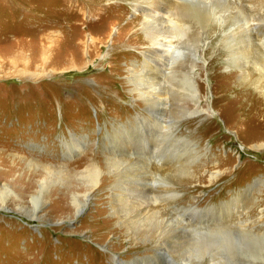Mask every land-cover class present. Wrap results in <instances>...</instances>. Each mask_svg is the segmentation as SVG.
Wrapping results in <instances>:
<instances>
[{
	"label": "rangeland",
	"instance_id": "rangeland-1",
	"mask_svg": "<svg viewBox=\"0 0 264 264\" xmlns=\"http://www.w3.org/2000/svg\"><path fill=\"white\" fill-rule=\"evenodd\" d=\"M83 1L77 0L73 7L71 0H0V54L4 55V61H0V190L5 184L11 185L17 195L9 197L7 204L17 210L19 204L30 206V199L39 188L38 183L48 180L40 212L43 219H31L27 212L0 208V264H118L116 261L120 257L131 260L151 251L148 247L142 249L141 245L132 246L118 230L121 224L113 213L112 194L117 189L115 184H119L121 169L109 170L106 160V151L118 148L115 138L108 137L107 131L113 135L117 129L126 127L135 131L131 125H142L137 116L140 112L146 113V107L158 116L160 113L156 98L145 102L143 97L131 91L127 82V68L131 61L137 56L143 60V55L136 50L144 44L130 42H138L144 35L136 32L138 28H133L125 38L131 41L122 42L117 49L111 42L105 45L99 42L88 50L93 61L90 62L92 58L87 53L81 62V66L90 62L86 68L64 72V65L57 66L55 60L61 59L62 62L60 53L66 47L63 42H70L72 38L67 13L78 14L75 32L80 33L81 38L90 34V30L103 33L107 28L104 22L93 24V29L85 26V19L90 17L83 12L89 9ZM131 1L105 0L103 3L128 7L120 20V24H125L140 14L133 10ZM263 29L262 25L257 26V34ZM62 30L64 33L59 37ZM116 32L115 27L113 34ZM218 39L219 36L215 45L209 43L205 46L207 52L205 56L202 52L198 58L200 64L194 69L197 86H200L198 99L194 102L186 90L172 88L168 82L169 90L162 96L167 97L165 123L169 125V120L176 122L173 126L176 133L164 135L166 143L173 142L179 135L196 145L194 153L186 144L185 148L182 146L169 156L177 164L183 163L188 175L167 179L173 184L171 189L178 191V195L173 192L175 194L170 196L174 200L177 198L178 206L200 207L199 214L188 216L189 219L186 216V222H191L193 227H217L227 223L241 226L239 222L247 217L258 220L260 208H264V146L254 147L252 144L264 141V134L258 133L264 132V115L258 111L262 105L264 107V102L256 101L251 89L245 92V105L247 108L256 106L254 111L243 117L234 105H230L238 98L239 89L248 86H243L245 83L239 79V72L235 75L232 68L224 65L226 50ZM21 40L23 42L19 44ZM71 42L76 44L75 39ZM40 43L41 47H47L49 61L42 57L26 61L27 52H39ZM4 47L8 48L6 53ZM113 52L117 53L115 59L111 58ZM18 57L20 61L15 62ZM185 57L186 61L179 68H191L190 53ZM23 68L37 72V75H31V71L20 75ZM51 69L58 71L53 73ZM248 119L258 121L262 126L254 122L252 129H246L251 124ZM143 121L148 124L147 120ZM154 122L158 123L157 120ZM147 124L142 126L148 130L150 124ZM154 140H148L149 144L153 146ZM142 146L141 152L149 153L151 146ZM133 151L135 154L136 149ZM160 157V163L152 168L153 178L169 162L162 155ZM153 159L149 161L154 162ZM95 165L104 169L102 177L109 179L102 190L92 192L90 206L78 218L73 212L72 195L75 193L82 199L87 190V184L78 176L83 169ZM220 169L222 171L211 178L210 174ZM162 184L166 186L167 182ZM234 195H245L251 204L260 201L259 206H252L249 213H244L248 216L215 219L217 210L210 208ZM171 209L177 211L174 207ZM202 215L206 216V221L200 224L198 218ZM245 229L261 232L264 224L248 225ZM195 260L199 259L193 257L190 264ZM169 262L165 259L163 264H171Z\"/></svg>",
	"mask_w": 264,
	"mask_h": 264
},
{
	"label": "bare ground",
	"instance_id": "bare-ground-1",
	"mask_svg": "<svg viewBox=\"0 0 264 264\" xmlns=\"http://www.w3.org/2000/svg\"><path fill=\"white\" fill-rule=\"evenodd\" d=\"M76 1L71 0V5L76 4ZM103 1L105 0L83 1L89 6V9L83 12L90 17V19H85V26L91 29L93 24L104 22L107 28L103 33H95L94 30H90V34L81 38L82 35L75 32V24L79 20L75 18H78V14L67 13L66 19L70 18L69 21L72 26L70 28L73 34L70 35L72 37L70 42H67L69 41L67 38H65L67 41L63 42L66 47L60 53L64 57H62V62L61 59L60 61L57 59L55 64L57 66L64 65L62 68L64 72L84 69L94 59L89 52L90 48H95L99 42L102 45L111 42L117 49L122 42L129 43L131 40L129 42L125 40L126 36L133 28H138L136 32L142 33L143 39L130 43L144 44L141 48H136V51L143 55V60L137 56L136 60L131 61L129 68H127V82L131 85V91L136 96L143 97L145 102L149 103L150 99L156 98L159 107L158 112H160L158 116L157 113L146 107L144 110L147 114L139 113L137 121L141 118L140 123L145 126L147 123H144L143 120H147L146 122L150 124L148 130L142 125L135 126L131 123L133 124L131 126L136 128L135 131L132 127L117 129L116 135L107 131V136L115 138L118 143L116 150L113 151L112 148H109L106 151L108 168L111 171L121 169L118 178L119 184H115L118 192L115 189L112 194L115 201H112L113 213L115 219L121 224V228L118 230L123 236H126L132 246L141 245L142 249L148 247L151 250L150 254L136 255L131 260L120 257L119 261L116 262L118 264H163L167 259L171 264H190L189 260L194 257L199 260L191 261V264H264V231H255V233L245 229L248 225L257 227L264 224V208H260L261 214L259 213L258 220L252 221L251 218L247 217V219L239 222L241 226L234 223H224L225 225L217 227L199 226L198 224L199 227H193L190 226L191 222L190 224L188 221L186 222V216L188 218V216L199 214L201 212L199 211L200 207L193 205L178 206L177 198L174 200V197H170L175 194L173 192L178 195V191L171 189L173 184L167 179L170 176L181 177L188 175V173L183 163L177 164L169 156L178 148L182 146L185 148L186 144L194 153L196 152V145L179 135L175 136L173 142L166 143L164 135H169L170 132L171 134L176 133L173 131L176 122L167 120L169 125L165 123L166 120L163 117L166 111L167 102L165 100L167 97H162L166 90H169L168 83H170L172 88L179 87L186 90L187 95L194 102L198 99L200 86H197L194 69L198 68L200 64L198 58L202 52L204 56L207 52L204 49L205 46L209 43L215 45L216 38L219 36L220 46L226 50L225 53L222 52L226 57L223 61L224 65L232 68V73L235 75L239 72V79L245 83L243 86H248L239 89L238 98L232 100L230 105H234L239 111V115L243 117L254 111L256 106L247 108L245 105V92L251 89L255 95V100L259 101L260 99L264 102V29L260 30V34H257V26L262 25L264 27V0H132L130 5L135 12L140 14L138 18L125 24H120V20L128 7L115 3L106 5ZM66 6L69 7L67 3ZM73 19L76 20L74 23ZM115 27L116 35L113 34ZM62 33H64L63 30L58 36H62ZM74 39L76 44L71 42ZM136 40H138V36ZM22 42L23 40L19 41V44ZM202 43L203 47H201ZM71 44L73 45L71 46ZM39 46V52L36 50L32 52L33 54L27 52L25 59L28 60L26 61L32 58L41 59V57L45 61H49L47 47H41L42 43ZM33 47L35 48V45ZM4 49H7L3 50L6 53L8 48L4 47ZM77 50L79 51L77 52ZM21 52L23 50L19 52V57ZM87 53L92 59L90 62H85V66H81V62ZM188 53L192 57L189 59L191 68H179V65L186 61L184 59ZM99 54L97 57H100ZM112 55L111 58H117L116 52H113ZM19 57L15 58V62L20 61ZM0 61H4L3 54H0ZM1 65L0 62V67ZM24 71L30 72L31 70L23 68L20 70V75ZM50 71L56 73L58 69H51ZM32 72L31 75H37V72ZM172 78L174 81H171ZM179 88L176 90L179 91ZM218 98L220 97L218 96ZM258 109L264 115L262 112L264 110L263 105L261 109ZM155 120L158 123H155ZM248 120L251 124L246 126V129L251 128L254 122L262 126L258 121ZM258 133L264 134L262 131ZM150 139H155L153 146L149 144L148 140ZM133 140L139 143L134 144ZM142 144L146 147L151 146L149 153L141 152ZM252 144L254 147H261L264 146V141L253 142ZM135 149L134 154L133 150ZM161 155L169 162L167 166L160 167V173L153 178L152 168L157 166V162L160 163ZM151 158H154L155 161H149ZM173 166L175 167L172 169ZM220 171L222 169L212 172L211 178H215ZM103 173H105L104 169L95 165L83 169V172L79 174L78 178L87 184V190L82 199L75 193L72 195L73 212H76V217L79 218L81 213L90 206L92 192L98 189L102 190L105 186V181L109 178L102 177ZM211 180V182L214 181V179ZM47 181L45 179L38 183L39 188L32 195L30 206L19 204L16 207L17 210L7 204L8 198L17 194L11 185L5 184L0 190V208L4 211L13 209L12 211L27 212L26 214H29L31 219H43L44 216L40 212L45 198ZM162 182H167L166 186ZM155 183H160V187L158 185L156 187ZM247 200L245 195H239V197L234 195L228 200L212 206L210 210H217L215 219L218 221L226 217H241L245 215L244 213H249L252 206H259L258 202L260 201L251 204V200ZM247 203L249 204L247 205ZM173 207L177 211H172L171 208ZM174 213L179 214L175 215ZM246 215L248 216V214ZM205 217L202 215L198 218L200 224L206 221ZM164 254L166 255L165 259H163ZM177 257L182 261L180 262Z\"/></svg>",
	"mask_w": 264,
	"mask_h": 264
}]
</instances>
